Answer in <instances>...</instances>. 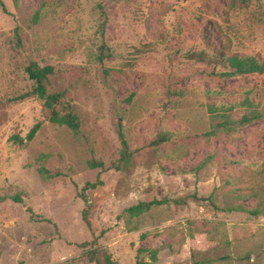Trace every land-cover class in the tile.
Returning <instances> with one entry per match:
<instances>
[{
	"label": "rangeland",
	"instance_id": "1",
	"mask_svg": "<svg viewBox=\"0 0 264 264\" xmlns=\"http://www.w3.org/2000/svg\"><path fill=\"white\" fill-rule=\"evenodd\" d=\"M2 1L0 264H98L93 251L102 264H264V73L223 78L188 56L264 60V0ZM32 61L54 67L79 134L23 96ZM247 91L262 118L207 134L220 120L207 105ZM119 125L133 156L115 169ZM160 135L168 141L152 144ZM154 199L168 202L126 210Z\"/></svg>",
	"mask_w": 264,
	"mask_h": 264
},
{
	"label": "trees",
	"instance_id": "2",
	"mask_svg": "<svg viewBox=\"0 0 264 264\" xmlns=\"http://www.w3.org/2000/svg\"><path fill=\"white\" fill-rule=\"evenodd\" d=\"M250 0H244L243 5H248ZM16 4L19 3V0H14ZM236 3V2H235ZM0 6L5 12H7L6 6L2 0H0ZM100 10L104 17H106V10L104 5L100 4ZM103 23V27L105 26ZM103 30V29H102ZM189 58L198 62H202L207 66L213 68L212 73L219 77L223 78H233L238 76L252 75V74H262L264 73V60H261L253 55L239 54V53H229L220 55L216 52H208L206 50L193 51L189 53ZM106 55L104 48L101 49L100 55L98 56V62L103 65ZM29 78L34 82L32 89L23 96L37 95L44 101V110L46 118L55 124L65 125L73 130L76 134L80 133L81 121L80 117L75 111L74 106L69 102L66 96V90H57L52 87V75L54 74V67L52 65L40 66L37 62L32 61L26 67ZM106 71V69H105ZM209 94L213 93L218 96H222L224 93L222 91H208ZM250 91L246 92V95L241 101L236 103H209L207 108L209 112L217 117H220V120L213 124L211 131L207 134H216L220 130L226 133H232L240 129L241 127L252 124L262 118L263 113L258 108V103L252 101L250 98ZM20 97V98H23ZM237 108H243L244 113L239 117H234L232 115L233 111ZM41 124L37 123L29 132L27 139L32 140L38 130L40 129ZM119 135L123 143L122 157L118 161V164H113L109 168L120 169L122 166L129 164L133 153L130 151L128 141L125 138L122 125H119L118 128ZM168 141V137L164 135L158 136L151 143L154 145H161ZM90 166L95 168L101 166L105 168L104 163H96V161L91 160ZM40 173L44 179L52 178L55 176V173L49 172L46 168H40ZM96 183H89L84 187L86 190L89 186L94 187ZM86 201V196H84ZM167 199H154L151 201H140L126 210L131 216H139L147 211H149L154 206H159L164 203H167ZM252 214H257V210H251ZM84 220L89 227H91V222L87 217V213H84ZM93 244L92 242L84 243ZM142 249H139V252ZM91 259L96 261L98 264H102L100 259L95 257L96 251L90 252ZM200 261H197L199 263Z\"/></svg>",
	"mask_w": 264,
	"mask_h": 264
}]
</instances>
